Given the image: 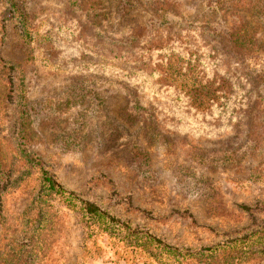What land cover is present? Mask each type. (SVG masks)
<instances>
[{
    "label": "rangeland",
    "instance_id": "374dc122",
    "mask_svg": "<svg viewBox=\"0 0 264 264\" xmlns=\"http://www.w3.org/2000/svg\"><path fill=\"white\" fill-rule=\"evenodd\" d=\"M0 264H264V0H0Z\"/></svg>",
    "mask_w": 264,
    "mask_h": 264
},
{
    "label": "trees",
    "instance_id": "16d2710c",
    "mask_svg": "<svg viewBox=\"0 0 264 264\" xmlns=\"http://www.w3.org/2000/svg\"><path fill=\"white\" fill-rule=\"evenodd\" d=\"M164 72V81L186 93L187 101L191 109L203 112L220 100L218 93L222 91L224 87L219 86V88H216L215 84L196 82L191 75L188 76L183 73V68L179 63L177 65H170ZM45 183L48 184L51 190H56V183L52 179H46ZM84 210L90 217L100 215V209L93 203H84Z\"/></svg>",
    "mask_w": 264,
    "mask_h": 264
}]
</instances>
